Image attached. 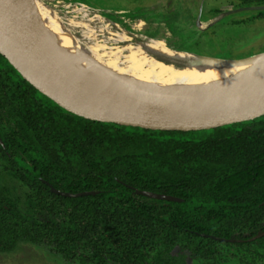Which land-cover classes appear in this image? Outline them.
Here are the masks:
<instances>
[{"label":"trees","instance_id":"16d2710c","mask_svg":"<svg viewBox=\"0 0 264 264\" xmlns=\"http://www.w3.org/2000/svg\"><path fill=\"white\" fill-rule=\"evenodd\" d=\"M0 137V253L28 242L67 264H264V236L249 240L264 232V114L193 131L95 121L0 51Z\"/></svg>","mask_w":264,"mask_h":264},{"label":"water","instance_id":"95a60500","mask_svg":"<svg viewBox=\"0 0 264 264\" xmlns=\"http://www.w3.org/2000/svg\"><path fill=\"white\" fill-rule=\"evenodd\" d=\"M258 8L264 7H248ZM197 23L200 25L201 21ZM0 51L29 81L59 105L95 121L153 130L193 131L264 114V74L233 89L192 95L146 94L128 89L93 71L74 52L63 50L62 54L56 50L36 21L21 12L17 0H0ZM147 53L154 55L158 61L180 69H238L264 61V52L240 59L199 55L202 60L198 62L178 61L151 51ZM0 143L3 145L1 137ZM50 188L52 192L65 197L96 194L95 191L66 192L52 185ZM135 193L161 200H183L140 189H135ZM262 236L264 232H259L249 240Z\"/></svg>","mask_w":264,"mask_h":264},{"label":"bare ground","instance_id":"6f19581e","mask_svg":"<svg viewBox=\"0 0 264 264\" xmlns=\"http://www.w3.org/2000/svg\"><path fill=\"white\" fill-rule=\"evenodd\" d=\"M17 4L25 16L36 21L50 44L60 53L72 51L104 78L142 93L179 96L233 89L264 74V61L238 69L175 68L156 60L147 51L178 61L198 62L202 59L190 51L169 46L167 34L125 46L108 47L109 44L128 41L131 34L97 10L73 2L60 4L61 10L58 11L55 8L57 0H17ZM99 35L106 37L101 46L103 50L97 52L95 60L94 55L91 58L85 52L86 47L82 46L92 43Z\"/></svg>","mask_w":264,"mask_h":264},{"label":"rangeland","instance_id":"374dc122","mask_svg":"<svg viewBox=\"0 0 264 264\" xmlns=\"http://www.w3.org/2000/svg\"><path fill=\"white\" fill-rule=\"evenodd\" d=\"M57 1L55 8L58 11L61 10L60 4L81 3L130 32V40L109 44L108 47L125 46L167 34L169 46L201 56L240 59L264 52V8L248 9L264 7V0ZM198 20L201 21L200 25ZM105 37L99 35L92 43L83 44L91 58L94 55L93 59L97 60L96 54L103 50L101 46ZM150 56L155 58L154 55ZM3 162L0 152V170ZM0 264L67 263L45 246L23 242L14 252L0 253Z\"/></svg>","mask_w":264,"mask_h":264}]
</instances>
